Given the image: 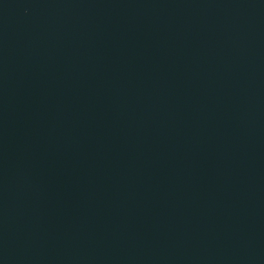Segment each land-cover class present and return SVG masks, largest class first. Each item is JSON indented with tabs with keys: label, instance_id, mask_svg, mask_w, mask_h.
Listing matches in <instances>:
<instances>
[{
	"label": "water",
	"instance_id": "1",
	"mask_svg": "<svg viewBox=\"0 0 264 264\" xmlns=\"http://www.w3.org/2000/svg\"><path fill=\"white\" fill-rule=\"evenodd\" d=\"M0 264H264V0H0Z\"/></svg>",
	"mask_w": 264,
	"mask_h": 264
}]
</instances>
